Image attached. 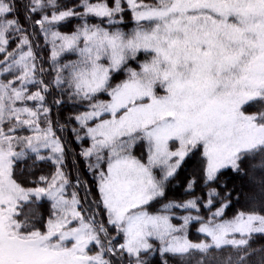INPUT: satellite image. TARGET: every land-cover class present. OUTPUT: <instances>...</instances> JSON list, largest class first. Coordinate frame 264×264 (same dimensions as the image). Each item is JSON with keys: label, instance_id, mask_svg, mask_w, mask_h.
Listing matches in <instances>:
<instances>
[{"label": "snow or ice", "instance_id": "1", "mask_svg": "<svg viewBox=\"0 0 264 264\" xmlns=\"http://www.w3.org/2000/svg\"><path fill=\"white\" fill-rule=\"evenodd\" d=\"M0 264H264V0H0Z\"/></svg>", "mask_w": 264, "mask_h": 264}]
</instances>
